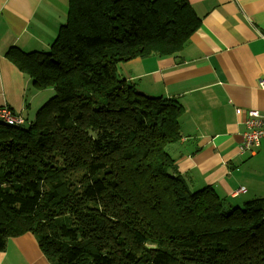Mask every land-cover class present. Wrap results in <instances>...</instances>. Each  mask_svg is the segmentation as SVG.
Returning <instances> with one entry per match:
<instances>
[{
    "label": "trees",
    "instance_id": "obj_1",
    "mask_svg": "<svg viewBox=\"0 0 264 264\" xmlns=\"http://www.w3.org/2000/svg\"><path fill=\"white\" fill-rule=\"evenodd\" d=\"M49 49L6 58L54 96L0 122V251L30 233L50 264H264V199L192 191L169 147L182 106L117 65L172 56L199 29L188 0H68Z\"/></svg>",
    "mask_w": 264,
    "mask_h": 264
},
{
    "label": "crops",
    "instance_id": "obj_2",
    "mask_svg": "<svg viewBox=\"0 0 264 264\" xmlns=\"http://www.w3.org/2000/svg\"><path fill=\"white\" fill-rule=\"evenodd\" d=\"M67 3L0 0V107L7 106L25 121L31 119L40 91L6 53L11 48L25 53L47 51L66 22ZM188 3L200 27L183 49L172 56L120 63L117 75L145 96L175 99L182 106V138L169 147L177 171L193 191L210 186L240 207L264 199V182L253 184L254 180L242 178L250 163L261 159L264 140L251 153L239 151L246 113L257 110L264 116V90L259 86L264 79V0ZM246 155L251 161H244ZM247 187L254 191L249 193ZM239 189L244 192L236 193ZM0 264L50 263L34 236L26 233L8 240L0 251Z\"/></svg>",
    "mask_w": 264,
    "mask_h": 264
},
{
    "label": "built area",
    "instance_id": "obj_3",
    "mask_svg": "<svg viewBox=\"0 0 264 264\" xmlns=\"http://www.w3.org/2000/svg\"><path fill=\"white\" fill-rule=\"evenodd\" d=\"M259 86L264 90V79L259 81ZM240 114V110H236ZM25 120L17 114H14L7 106L0 107V122L10 126H24ZM244 132L242 142L239 146L241 153H251L256 149L262 140H264V116L257 110H249L243 121ZM244 192L239 189L236 193Z\"/></svg>",
    "mask_w": 264,
    "mask_h": 264
},
{
    "label": "rangeland",
    "instance_id": "obj_4",
    "mask_svg": "<svg viewBox=\"0 0 264 264\" xmlns=\"http://www.w3.org/2000/svg\"><path fill=\"white\" fill-rule=\"evenodd\" d=\"M54 96V91L51 88L42 90L38 93L37 98L35 99V102L33 104V109H34V113H30V118L34 121L35 120V116L37 115V113L39 112V110ZM31 101V100H30ZM24 116H26V114H24ZM31 119L28 118V120H26V124L24 125V127H27L30 123H32L33 121H30ZM30 121V122H27ZM264 141H262L263 143ZM264 144V143H263ZM245 162H249L251 161V158L249 156L246 155V158L244 160ZM247 168H251L249 170H247L246 174L243 175V180H254L255 182L253 184H256V181H261L264 182V152L262 151V157L261 159H257L255 161H252L250 163V165ZM253 169H257V172L252 173ZM247 190L249 189V193H252L254 191V188L252 187H247ZM193 191V190H192ZM227 202L229 203V201L227 200ZM233 207L237 206V205H233ZM241 206V205H240Z\"/></svg>",
    "mask_w": 264,
    "mask_h": 264
}]
</instances>
